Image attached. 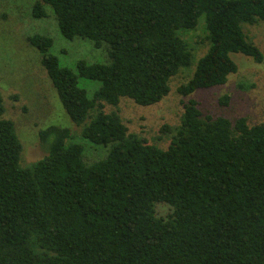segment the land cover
I'll use <instances>...</instances> for the list:
<instances>
[{
	"label": "trees",
	"instance_id": "trees-1",
	"mask_svg": "<svg viewBox=\"0 0 264 264\" xmlns=\"http://www.w3.org/2000/svg\"><path fill=\"white\" fill-rule=\"evenodd\" d=\"M47 8L66 38L107 44L108 62L70 67L51 35L27 36L82 137L108 151L87 162L70 128L51 124L39 131L46 155L21 165L0 91V264H264V121L203 116L189 99L162 148L104 109L168 95L194 57L183 30L202 16L209 47L180 94L224 84L238 70L232 53L263 61L242 24L264 20V0H35L32 15ZM80 78L100 84L90 95Z\"/></svg>",
	"mask_w": 264,
	"mask_h": 264
},
{
	"label": "rangeland",
	"instance_id": "rangeland-1",
	"mask_svg": "<svg viewBox=\"0 0 264 264\" xmlns=\"http://www.w3.org/2000/svg\"><path fill=\"white\" fill-rule=\"evenodd\" d=\"M35 0H0V91L5 106L4 117L15 122L23 144L21 165H29L44 157L47 150L39 139L40 129L51 125L68 127L75 140L86 148V161L92 162L106 155L108 148L97 146L82 137L81 126L77 125L63 107L58 92L46 68L41 63V52L30 43L27 36L45 33L54 38L51 52L60 61L75 67L79 59L88 62H108L107 47H95L92 40L80 37L66 38L60 31L56 17L50 8L48 15L35 18L31 7ZM246 37L255 43L264 54V20L243 23ZM194 53L190 67H183L171 79V89L162 100L151 105H140L128 97H122L117 106L106 104V111H118L131 132L145 137L150 143L167 148L172 133L164 130L165 125H180L185 103L195 99L203 116H225L235 121L244 116L250 124L264 121V59L256 62L244 53H232L238 65L235 73L228 75L224 84L198 88L190 95H182L177 88L193 74L198 59L207 51L205 18L199 19L196 29L183 30ZM98 80L80 78L91 95L99 86ZM229 97L226 104L221 98ZM171 210L166 203H159V214Z\"/></svg>",
	"mask_w": 264,
	"mask_h": 264
}]
</instances>
